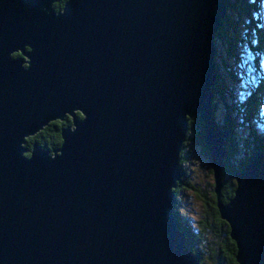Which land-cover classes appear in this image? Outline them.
Wrapping results in <instances>:
<instances>
[{"label":"water","instance_id":"obj_1","mask_svg":"<svg viewBox=\"0 0 264 264\" xmlns=\"http://www.w3.org/2000/svg\"><path fill=\"white\" fill-rule=\"evenodd\" d=\"M55 1L0 0V264H200L174 212L195 116L237 262L264 264V152L221 200L228 0ZM67 116L53 151L24 146Z\"/></svg>","mask_w":264,"mask_h":264},{"label":"rangeland","instance_id":"obj_2","mask_svg":"<svg viewBox=\"0 0 264 264\" xmlns=\"http://www.w3.org/2000/svg\"><path fill=\"white\" fill-rule=\"evenodd\" d=\"M243 1L250 4L248 12L242 9L241 3ZM231 6L232 9L228 5L227 11V21L231 25L225 26L223 32L225 39L222 41L216 38L217 52L215 55V66L218 78H220L222 83V88L220 89L221 95L216 94L214 97L215 104L218 106L214 117L222 126L226 125L228 119V122L232 124L231 129H226L225 126L223 128L229 134V136L223 134L225 141L230 137V134H234L237 139L241 140L242 147L239 150L236 149L237 151L231 159L236 167L246 158L245 156H247V162L250 163L258 154L250 156L251 154L248 151L250 152V149L254 148L253 144L256 141L260 143V141L264 140V90L262 89L260 92L258 90V87L263 84L264 80V0H231ZM235 6L239 10H236ZM230 41L234 42L236 53L234 55L228 52V48L226 47V44ZM254 98L257 100L256 104L254 103ZM235 105L237 108H235ZM229 106H234L235 109L226 108ZM226 109L233 111L227 114ZM246 109L250 111L249 116L247 115L248 119L244 118ZM238 110L243 113H238ZM197 134L198 129L190 133V138L186 141V147H184L186 148V160L182 166L186 170V177L182 176V180L186 178L191 185L197 187L201 195L206 194L205 197L210 200L213 199L214 194L212 190H215L216 186L215 172L211 155L200 144L194 141ZM32 137H28L27 143L24 146L30 148L28 140ZM227 146L228 142L225 145L226 150ZM232 176L233 174L230 175L224 171L222 175L223 186L224 180L228 179L229 181ZM216 198L218 206V197ZM176 199L178 213H175V215L183 225H186L185 234L189 237L190 233L191 237L194 236V242L197 243V222L200 216L207 210L204 202L188 187L182 188L178 192V196L176 195ZM215 237L213 232L204 233V249L207 246L216 247L217 237ZM231 239L233 240L232 237ZM205 264L216 263L210 257L206 259Z\"/></svg>","mask_w":264,"mask_h":264},{"label":"trees","instance_id":"obj_3","mask_svg":"<svg viewBox=\"0 0 264 264\" xmlns=\"http://www.w3.org/2000/svg\"><path fill=\"white\" fill-rule=\"evenodd\" d=\"M66 2H67V0H56V2L54 3L55 9L57 11L62 9ZM241 4H242V9L246 10L248 12L250 4H248L246 1H243ZM228 5H229L230 9H232L231 0H228ZM240 7H241V5H240ZM235 9L237 10L238 7L235 6ZM223 24L224 25L220 28L219 32H217V37H216L218 39H221L222 41L225 39V36L223 34V32L225 30V26L231 25L230 23H228L227 18H225ZM236 42H239V41H236ZM263 43H264V41H263ZM235 46H236V44H235ZM226 47L228 48V52H230L233 55L236 54L235 48H234V42L230 41L228 44H226ZM262 83L263 84H261L258 87L259 92L262 91V89L264 90V80ZM221 88H222V83L220 81V78H218L217 86L214 87L215 96H216V94L221 95V90H220ZM255 97H256V95H255ZM256 102H257V100H256V98H254V103L256 104ZM217 108H218V106L215 104V101H214V106H213L214 115L216 114ZM226 108H232L234 110L235 108H237V106L235 105V108H234V106H229ZM248 109H246V114H244L245 115L244 118H246V119L249 118L248 116H249L250 111ZM233 110L226 109V113L228 114L230 111H233ZM239 111L240 110H238V113H243L242 111H240V112ZM228 121H229V119L227 120L226 125H224V126L226 129H231L232 124ZM70 123H71L70 117H67L66 120H64V121L58 120V121L52 122L51 124L46 126L42 131H40L36 136L29 138L28 146L31 148L35 141H38L43 147L48 148V149L49 148L54 149V148L60 146L62 143L61 130L63 127L67 126ZM204 127H205L204 123L199 116H195V117L191 118L189 120V128L190 129L188 132V139L190 138L189 134L192 133L193 131H195L196 129H198V134L196 136V139L194 138L195 139L194 141L196 143L200 144V146L203 149H205L207 151V153H209L208 148L204 142V133H205ZM227 142H228V146H227L228 157L225 159V163H226L225 172L227 174H230V175L233 174L234 177L232 176L229 179V181H228V179L224 180V187L222 190L221 198L225 203H228L230 198H232L234 196L235 189H236V180H235L236 172L243 169V167L246 165V163L248 161L247 156H245L246 158L243 161H241L238 166L235 167L234 164L232 163L231 159L235 155L236 151L242 147L241 146L242 143H241V140L237 139L234 136V134H230V137L227 139ZM185 147H186V144H185ZM253 147L254 148L250 149V152L248 151V153L251 154L250 156H252L254 154H258L261 151L264 152V140L260 141V143H258L256 141L255 144H253ZM28 154L29 153H27V155ZM185 160H186V148H184L182 150L181 165H183L185 163ZM182 172H183V177H186L185 176L186 170L183 168V166H182ZM184 187L190 188L197 195V197H199L202 200V202H204V206L207 209L203 213V215L200 216V218L197 222V228H198V234H197L198 242L197 243H195L193 240L194 236L191 237V234L189 233L190 245L192 247L193 252L200 254V256H201L200 264H205L206 259L207 258L209 259L210 257H212V260L216 264H221V263L222 264H238L237 259H236V244L231 239L230 226L220 216L219 210L217 208L218 207L217 206V198H216L217 195H216L215 191L212 190V193L214 194V196H213V199L209 200L205 197L206 194L201 195L198 192V189L195 185H191L190 182H188L186 180V178H183L182 182L179 183V186L176 189L177 196H178V192ZM212 187L214 188V186H212ZM174 212L176 214L178 213L177 207H175ZM178 223L185 230L186 225H183L180 222V220H178ZM212 232L217 237V238L215 237L217 240L216 247L207 246V248L204 249V247H203L204 246V240H203L204 233H212Z\"/></svg>","mask_w":264,"mask_h":264},{"label":"bare ground","instance_id":"obj_4","mask_svg":"<svg viewBox=\"0 0 264 264\" xmlns=\"http://www.w3.org/2000/svg\"><path fill=\"white\" fill-rule=\"evenodd\" d=\"M16 53H17V52H16ZM216 86H217V85H216ZM216 86H215V87H216ZM214 99H215V98H214ZM66 118H67V117H66ZM218 123H219V122H218ZM70 124H71V123H70ZM219 124H220V123H219ZM68 125H69V124H68ZM223 127H224V126H223ZM189 129H190V128H189ZM187 140H188V139H187ZM184 147H185V146H184ZM247 164H248V162L246 163V165H247ZM246 165H245V166H246ZM245 166H244V167H245ZM244 167H243V168H244ZM178 186H179V185H178ZM177 188H178V187H177ZM177 188H176V189H177ZM176 189H175V192H176ZM214 191H215V190H214ZM215 193H216V192H215ZM176 195H177V193H176ZM216 195H217V194H216ZM229 226H230V225H229ZM237 263H238V262H237Z\"/></svg>","mask_w":264,"mask_h":264},{"label":"flooded vegetation","instance_id":"obj_5","mask_svg":"<svg viewBox=\"0 0 264 264\" xmlns=\"http://www.w3.org/2000/svg\"><path fill=\"white\" fill-rule=\"evenodd\" d=\"M20 56H21V52L14 54V57H20ZM67 117H69V116H67Z\"/></svg>","mask_w":264,"mask_h":264}]
</instances>
